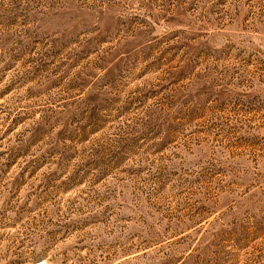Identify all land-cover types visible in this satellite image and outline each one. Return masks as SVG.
I'll list each match as a JSON object with an SVG mask.
<instances>
[{"label":"rangeland","instance_id":"374dc122","mask_svg":"<svg viewBox=\"0 0 264 264\" xmlns=\"http://www.w3.org/2000/svg\"><path fill=\"white\" fill-rule=\"evenodd\" d=\"M0 264H264V0H0Z\"/></svg>","mask_w":264,"mask_h":264}]
</instances>
